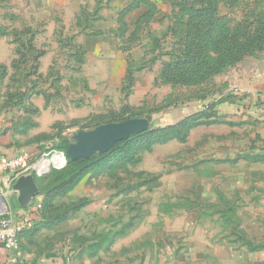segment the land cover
I'll use <instances>...</instances> for the list:
<instances>
[{"label": "rangeland", "instance_id": "obj_1", "mask_svg": "<svg viewBox=\"0 0 264 264\" xmlns=\"http://www.w3.org/2000/svg\"><path fill=\"white\" fill-rule=\"evenodd\" d=\"M256 31L264 0H0V160L150 122L71 189L23 207L41 223L23 221L7 187L16 250L62 264H264Z\"/></svg>", "mask_w": 264, "mask_h": 264}, {"label": "water", "instance_id": "obj_2", "mask_svg": "<svg viewBox=\"0 0 264 264\" xmlns=\"http://www.w3.org/2000/svg\"><path fill=\"white\" fill-rule=\"evenodd\" d=\"M150 128L147 118L126 119L119 122L101 124L88 131H78L71 137L65 156L75 161L89 160L92 156H101L111 150L117 143L139 135ZM12 189L17 193L20 207H26L38 195V187L32 175L22 176L16 180Z\"/></svg>", "mask_w": 264, "mask_h": 264}, {"label": "built area", "instance_id": "obj_3", "mask_svg": "<svg viewBox=\"0 0 264 264\" xmlns=\"http://www.w3.org/2000/svg\"><path fill=\"white\" fill-rule=\"evenodd\" d=\"M66 162L65 153L55 151L3 158L0 160V195L7 187L12 188L16 180L22 176L42 178L52 170L62 169ZM23 229V224L13 222L5 214H0V243L5 249L9 251L17 249L18 237Z\"/></svg>", "mask_w": 264, "mask_h": 264}, {"label": "trees", "instance_id": "obj_4", "mask_svg": "<svg viewBox=\"0 0 264 264\" xmlns=\"http://www.w3.org/2000/svg\"><path fill=\"white\" fill-rule=\"evenodd\" d=\"M254 36V35H264L261 32L256 31L255 33L250 34V36ZM252 36V37H253ZM252 37H247L245 41L249 40ZM254 40H258L261 43H264V38L262 39L260 36H257L255 38H252L249 41V44L252 43ZM248 44V43H245ZM239 51L242 52V49H247L246 47L242 46V43L238 44ZM240 53L236 54L234 56V59L237 58L239 56ZM145 132L134 136L132 138H129L126 141H122L117 143L114 147L111 148V150L103 155H101V157H98L96 155L92 156L89 160L86 159H78L75 161L72 160H67V164L64 168L60 169V170H52L49 175L47 174L46 176L42 177V178H37L36 183H37V187H38V196L39 195H43L46 198V194H53L54 192H56L58 189L60 188H64V190L66 191L67 189H71L75 183L79 180L80 175L83 173V171H86V168L94 161H97L101 158H103L104 156L112 153L114 150H116L117 148H119L121 145L129 142L130 140L143 135ZM55 171V172H53ZM27 222L30 224H38L43 222V218L39 217L37 214H35L34 212H29L27 214Z\"/></svg>", "mask_w": 264, "mask_h": 264}, {"label": "crops", "instance_id": "obj_5", "mask_svg": "<svg viewBox=\"0 0 264 264\" xmlns=\"http://www.w3.org/2000/svg\"><path fill=\"white\" fill-rule=\"evenodd\" d=\"M23 208L20 209V214L23 218V221L27 222V214L23 212ZM30 224V223H28ZM31 225V224H30ZM19 261V262H17ZM62 264L64 263V258H60L54 253L45 254L42 257L30 259V256L27 255L24 257L19 251H9L0 243V264Z\"/></svg>", "mask_w": 264, "mask_h": 264}]
</instances>
